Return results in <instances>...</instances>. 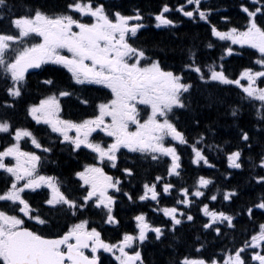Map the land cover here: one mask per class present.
I'll use <instances>...</instances> for the list:
<instances>
[{"label":"snow or ice","instance_id":"snow-or-ice-1","mask_svg":"<svg viewBox=\"0 0 264 264\" xmlns=\"http://www.w3.org/2000/svg\"><path fill=\"white\" fill-rule=\"evenodd\" d=\"M15 7L10 0H0V22L7 19L11 29L8 32L0 30V80L5 82L6 95L11 98L2 106H15L27 87L26 74L30 69H41L42 65L53 64L66 69L72 83L69 91L68 88H57L53 79L44 80L43 83L55 91L44 95L38 103L29 104L25 111L26 118L50 129L47 135L57 134L52 146L42 144L29 128L14 127L8 119H0V133L7 134L11 140H4L0 145L4 184L0 202H9L12 209V214L0 209V264H104V254L111 258L110 264H144L142 248L149 240L150 232L154 233L153 241L163 243L167 237L175 240L177 226L183 227L185 221L195 223L190 211L193 200L189 196L205 197L203 190L213 184L212 179L199 176L192 191L180 187V198L173 206L163 208V216L169 218L164 225H151L145 213L140 212L133 217L134 231L122 233L115 242L103 239L102 231L90 227V221L79 218V214L94 208L100 211L103 224H118L113 214L116 194L135 203L133 196L123 191L121 180V176L124 179L134 177L135 161L121 160L122 149L140 154L142 160L163 162L167 176L179 178L181 156L173 142L179 145L189 142L179 129L177 113L185 114L192 126L198 128L201 121L197 117L203 108L221 103L220 97L211 91L213 88L218 90L220 86L235 85L241 90L239 103L230 106L229 114L237 128V143L234 150L226 153L227 167L242 170L247 163L251 170L248 180L264 188V87L258 86V81L264 84V0L240 3L239 8L244 14L242 25L233 26L229 17L221 16L225 25L223 30L211 23L213 9L202 7V0H184L175 9L164 3L153 14L155 28L175 27L176 22L166 15L173 10L190 21L198 17L199 21L209 25L211 37L230 42L224 48L225 54L234 52L232 45H246L256 50L259 56L254 66L245 67L237 78H230L222 63L219 69L215 61L205 65L197 63L199 49L196 45L189 46L183 53L178 68L169 67L161 42L149 43L141 39L139 33L146 26L139 9H134L133 14H125L109 0H63L51 8L25 4L20 14L13 10ZM206 47L213 48L214 44L209 42ZM65 50L67 54H64ZM220 59L223 60V54ZM255 65H259L260 70H254ZM188 73H195L196 79H191ZM242 80L247 83H241ZM77 86L85 90L88 86H100V90H108L110 98L90 99ZM71 95L92 108V114L78 121L63 118L60 97ZM201 98L207 101L206 105L200 103ZM245 103L253 107L256 118V124L250 130L241 128L237 122ZM142 110L145 111L143 118ZM214 123L205 124L206 132L213 136ZM94 134L101 138L95 139ZM22 138L30 140L42 154L52 153L57 142L75 155H79L78 150H90L93 162L83 164L72 174L78 178L75 181L78 196L62 191L57 177L40 174L38 169L48 162L47 157L34 150H23ZM254 146H259L260 150L252 155ZM205 147L223 150L208 143L205 132H200L191 144V164L214 168ZM245 150L250 153L247 158L243 155ZM121 164L125 166L121 167ZM106 167L117 169L121 176L108 174ZM142 187L143 193L136 199L159 204L161 195L167 196L174 184L156 175L153 182H144ZM41 188L48 190L43 201L49 206L46 211L33 208L23 195L25 190ZM240 188L223 191V201H233ZM207 199L216 201L217 195L212 194ZM201 203L199 211L207 221L199 226L205 240L202 241L199 234L195 237L196 253L205 247L208 233L214 232L216 239L227 237L228 230L235 228L236 216L246 212L251 219L253 209L264 210V193L258 203L245 205L235 214L210 209L207 203ZM69 216L74 223L60 224L61 217ZM24 217L34 225L26 226ZM258 249H264V223H260L259 230L239 247L225 251L222 259L184 255L169 264H264V254ZM86 250L88 254H85Z\"/></svg>","mask_w":264,"mask_h":264},{"label":"trees","instance_id":"trees-1","mask_svg":"<svg viewBox=\"0 0 264 264\" xmlns=\"http://www.w3.org/2000/svg\"><path fill=\"white\" fill-rule=\"evenodd\" d=\"M11 3L15 4L16 7L13 9L17 14L23 11V5H34L45 8H51L57 3H63V0H10ZM110 3H114L119 7V10L125 14H133L134 9H139L144 17L142 21L145 24V29L142 30L139 35L141 39L151 42H161V46L165 47L167 53L166 64L169 67L180 66L181 60L183 59V53L187 51L189 46L196 45L199 49L197 56V63L201 65L211 64L213 61L216 62L217 69L222 63L226 68V74L230 78H237L240 71L245 67H253L255 60L259 54L256 50L249 48L248 46L232 45L234 52L232 54H225L224 48L230 44V42L218 41L217 38L211 37L210 27L203 21H199L198 17L195 21H190L188 18L182 17V15L176 11H171L166 15L173 19L176 24L172 28H155L153 25L154 13H157L164 3L175 9L177 4L183 3L184 0H109ZM241 2L250 3L251 0H202V7H211L213 9L211 15V23L216 24L222 30L224 29V22L220 20L221 16L229 17L232 21L233 26L242 25L244 23V14L241 12L239 5ZM0 30L10 31L7 19L0 22ZM211 42L214 44L213 48H207L206 45ZM223 54V60L220 59ZM260 66L255 65L254 70H259ZM47 75L45 71L40 70L36 74H32L28 78L27 87L24 89L23 97H20L15 102V106L12 108L3 107L5 101H11V98L6 95L5 82L0 80V119L6 118L11 124L15 126H22L31 124L29 127L34 135L40 139L45 140L44 131L36 129V125L33 124L30 117L25 116L26 108L29 104L35 103L36 94H41L38 79L55 78L58 88H68L67 84H61L60 77L62 75L60 69L54 67L52 72ZM57 75V76H56ZM191 79H196L195 73H188ZM241 83L246 84L247 82L242 80ZM38 84V85H37ZM258 86L264 87V84ZM46 89L45 94H49L50 91H55L50 86L41 87ZM69 90V89H68ZM221 99V103L212 104L211 107H204L201 115H198L200 119V126L193 127L191 121L183 113H177L180 116L179 129L183 131L188 139L187 145L177 146L178 153L181 156V169L179 170L181 176L169 177L166 174V165L163 162H149L142 160L140 156L127 157L126 154L122 153L120 156L121 160L127 159L128 161H135L134 177L124 179L121 176L120 171L110 167H106L105 171L108 174L115 176H121L123 191L129 192L133 196L135 203L130 202L126 196H122L117 193V200L113 206V214L115 215L118 224H103L102 215L99 210L89 208L87 211H83L79 214V218H87L90 221V227H97L98 230L102 231V238L109 242H115L120 238L124 232H133L135 229V220L133 217L140 212L145 213L147 221L153 226L164 225L165 221L169 218L163 216V208L171 207L174 205V201L180 198L179 188L188 187L190 191L195 188L196 180L199 176L203 175L213 180V184L209 185L205 191V197L194 198L189 196L190 200H193V204L190 206L191 214L194 216L193 222H184L183 227L177 226L176 239L172 240L171 237L164 238L163 243L153 241L154 233H149V240L145 242L142 248V256L144 264H169L174 259H180L184 255L189 256H203L205 258L215 256L217 259H222L223 253L228 249L239 247L245 239H247L254 231L259 230V224L264 223V210L253 209V216L249 219L246 212L236 216L233 223L234 229L228 230V236L216 239L215 233H208L206 237V244L200 253L195 252V237L196 235L201 236V240H205L203 232L200 230V224L207 221V217L199 211L202 207V203H207L210 209L225 210L232 214L239 212L241 207L245 205L250 206L251 203H258L261 193H264V188L256 186L254 181H249L250 169L247 163L244 164L242 170L229 169L226 162V153L230 150H234L237 143V128L233 126L234 118L229 114L230 106L239 103L242 92L237 86H220L217 90L211 89ZM72 100L77 101L75 95H71ZM66 104V110L71 112L81 111V106L78 103L71 105L69 101L64 102ZM63 103V104H64ZM200 103L206 105L207 101L201 98ZM62 104V106H63ZM259 102H256L258 106ZM199 111V110H198ZM215 121L212 125L214 129V136L206 132L205 124ZM239 126L245 130H250L254 124H256V118L254 115V109L249 104L245 103L239 114L237 120ZM205 132L207 142L213 145L220 146L223 150L217 151L216 147L211 150L205 147V153L208 155L210 163L214 164V168H208L207 166H196L191 164V144L194 142L195 137L198 133ZM4 140L11 142L10 137L7 134L0 133V145ZM227 142V143H225ZM47 143V142H45ZM43 143L45 146L48 144ZM49 145H52L49 143ZM21 147L25 151H35L34 146L27 139L21 140ZM66 148V147H65ZM260 150L259 146H254L252 149V155H255ZM250 153L245 150L244 157ZM49 155V154H48ZM47 155V156H48ZM9 159V158H8ZM168 160L167 158H164ZM47 163L43 164L39 172L44 175H52L57 177L62 184V191L66 194H71L73 197L78 196L79 192L78 184L75 182L76 179L72 175L75 170H79L80 167L88 163L76 155H71L69 151L57 150L53 151L47 158ZM55 161V163H52ZM119 163V161H118ZM125 165L121 164V167ZM230 174V175H229ZM156 175H161L165 178L166 182H172L174 189L167 195H161L159 198V204L157 202L139 201L136 199L138 195L143 192L144 182H153ZM227 177V179H225ZM241 186L238 197L234 198L233 201H223V191L231 189L233 187ZM4 187L3 174L0 170V190ZM217 188L220 189L217 192ZM112 191H110L111 193ZM47 191H25V198L35 209L46 211L49 206L44 205L43 201L46 198ZM212 194L217 195L216 201L207 199ZM179 207L183 208V205ZM159 208V211L156 209ZM0 209L8 210L12 214V209L9 202H0ZM25 219V218H24ZM26 221V226L32 227L33 221ZM71 225L75 222L74 219L69 217H61L60 224ZM222 230H223V226ZM34 230L40 231V228ZM59 231V229H57ZM47 234V233H46ZM171 244V246H169ZM262 250V251H261ZM261 254H264V249H258ZM104 264H110L111 258L108 254L103 256ZM250 259V253H249ZM250 264H258V262H250Z\"/></svg>","mask_w":264,"mask_h":264},{"label":"flooded vegetation","instance_id":"flooded-vegetation-1","mask_svg":"<svg viewBox=\"0 0 264 264\" xmlns=\"http://www.w3.org/2000/svg\"><path fill=\"white\" fill-rule=\"evenodd\" d=\"M31 42H38V41H31ZM64 54H67L66 53V50H65ZM54 67H57L58 69H60V71L62 73V75H61V77L59 79L61 81L60 83L63 84V85L64 84H67L68 85V89H70L69 88V85L72 82L70 81V74L67 73V70L66 69H63L61 66H58V65L46 64V65H42V68L40 70H43V71L46 72L47 75H50L49 73L52 72V69ZM28 77H29V75L26 76V82L27 83H28V81L30 79ZM47 79H49V78H47ZM50 79H53V78H50ZM44 80H46V79H40V78L38 79V83H39V85H41L40 86V89H41L40 90L41 91L40 93L41 94H36V96H35L36 97L35 103H38V101H39L40 98H43L44 95H47V94H45L46 89H42L41 88L42 86L43 87H46V88L48 86V85H45L43 83ZM53 80L56 82L55 78ZM57 83L58 82H56V86H57ZM77 87H78V89H79L80 92H83L84 96H86V97H88L90 99H95L96 97L103 98L105 96H108L110 98V93L108 92V90H100V86H88L86 90L85 89H80L79 86H77ZM69 91H71V90H69ZM22 97L24 98V96H22ZM76 99H77V97H76ZM66 101H69V103L71 105H73L74 102L75 103H78L81 106V108H82L81 111L71 112L70 110H66V107H68L64 103ZM60 103H61V115H62L63 118H70V119H74V120H77L78 121V120L83 119V118H86L87 116H89V115L92 114V108H90V107H88L86 105L81 104L78 99H77V101L72 100L71 96L60 97ZM62 104H63V106H62ZM142 108H143V106H142ZM144 116H145V111L142 110L141 111V117L143 118ZM35 125H36V127L44 126L46 129H48L47 126L46 125H43V124L37 125L35 123ZM131 127L134 130V126H131ZM48 130H50V129H48ZM70 134H74V133H70ZM56 135L57 134H53V136L55 137V139H56ZM94 136H95V134H94ZM101 136H102V134H101ZM100 138H101L100 136H95V139H97V140H99ZM55 139L52 140V141H49V142L50 143L51 142H54ZM40 142L43 144V143L46 142V140H40ZM57 150H61V151L64 150V151H69L70 152V150H69V148L67 146H61V145H59L58 142L56 143V148L54 149V151L56 152ZM78 151H79V155H76L78 158H80V159H82L84 161H87L88 163L93 162V154L90 153V150L84 149L82 151L81 150H78ZM121 153L126 154L127 157L128 156L129 157L140 156V154H138V153H128V151L126 149H122L121 150ZM71 155H75V154L71 153ZM85 254H88V251L87 250H86V253Z\"/></svg>","mask_w":264,"mask_h":264},{"label":"water","instance_id":"water-1","mask_svg":"<svg viewBox=\"0 0 264 264\" xmlns=\"http://www.w3.org/2000/svg\"><path fill=\"white\" fill-rule=\"evenodd\" d=\"M37 69H30L29 71H36Z\"/></svg>","mask_w":264,"mask_h":264},{"label":"rangeland","instance_id":"rangeland-1","mask_svg":"<svg viewBox=\"0 0 264 264\" xmlns=\"http://www.w3.org/2000/svg\"><path fill=\"white\" fill-rule=\"evenodd\" d=\"M259 70H260V68H259ZM14 162V161H13ZM38 171H39V169H38ZM110 191H112V190H110Z\"/></svg>","mask_w":264,"mask_h":264},{"label":"bare ground","instance_id":"bare-ground-1","mask_svg":"<svg viewBox=\"0 0 264 264\" xmlns=\"http://www.w3.org/2000/svg\"><path fill=\"white\" fill-rule=\"evenodd\" d=\"M1 111H2V110H1ZM1 111H0V112H1ZM261 251H262V250H261Z\"/></svg>","mask_w":264,"mask_h":264}]
</instances>
